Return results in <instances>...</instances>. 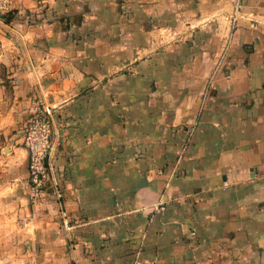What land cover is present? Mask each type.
Here are the masks:
<instances>
[{
    "label": "crops",
    "instance_id": "1",
    "mask_svg": "<svg viewBox=\"0 0 264 264\" xmlns=\"http://www.w3.org/2000/svg\"><path fill=\"white\" fill-rule=\"evenodd\" d=\"M235 1L13 0L0 264H264V0H242L211 79ZM40 98L61 197L31 201L22 140Z\"/></svg>",
    "mask_w": 264,
    "mask_h": 264
},
{
    "label": "built area",
    "instance_id": "2",
    "mask_svg": "<svg viewBox=\"0 0 264 264\" xmlns=\"http://www.w3.org/2000/svg\"><path fill=\"white\" fill-rule=\"evenodd\" d=\"M241 2L236 0L232 13L228 16L229 33L223 45L220 57L215 63L211 79L221 71L224 57L227 54L231 40L232 32L237 26L241 15ZM13 0H0V21H5L12 9ZM54 108L43 98L34 99L29 108V119L25 127L22 140V148L27 153L28 184L29 197L31 201L40 199L48 189H52L57 199L61 197L58 171L53 161V152L58 141V134L55 129ZM195 132V126H188L185 129V141L180 147L178 159H180L187 150L190 138ZM63 220L66 222V216L63 213ZM191 235H195L194 232Z\"/></svg>",
    "mask_w": 264,
    "mask_h": 264
},
{
    "label": "trees",
    "instance_id": "3",
    "mask_svg": "<svg viewBox=\"0 0 264 264\" xmlns=\"http://www.w3.org/2000/svg\"><path fill=\"white\" fill-rule=\"evenodd\" d=\"M122 13H123V14H126L125 11H123ZM4 18H5V21H4V22H5L6 24H9V23L11 22V17H9L8 15L5 16Z\"/></svg>",
    "mask_w": 264,
    "mask_h": 264
}]
</instances>
